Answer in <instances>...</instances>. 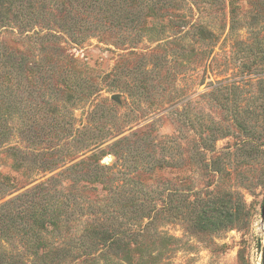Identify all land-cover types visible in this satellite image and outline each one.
<instances>
[{
	"label": "rangeland",
	"instance_id": "rangeland-1",
	"mask_svg": "<svg viewBox=\"0 0 264 264\" xmlns=\"http://www.w3.org/2000/svg\"><path fill=\"white\" fill-rule=\"evenodd\" d=\"M0 125V205L59 206L34 227L82 254L0 227L13 264H264V0L4 8Z\"/></svg>",
	"mask_w": 264,
	"mask_h": 264
},
{
	"label": "trees",
	"instance_id": "trees-1",
	"mask_svg": "<svg viewBox=\"0 0 264 264\" xmlns=\"http://www.w3.org/2000/svg\"><path fill=\"white\" fill-rule=\"evenodd\" d=\"M27 0H0V13L1 11L6 8L9 12L12 7H22L23 3ZM204 30H202L203 32ZM206 35V34H202ZM12 67H16L15 65L11 64ZM4 128L0 125V134L4 133ZM102 167V166H101ZM19 196L15 199H11L3 204L0 205V227L2 228V236L4 237V240L8 238L12 233L18 231L20 228V233H22L21 240L26 247H28V253L31 255H36L37 257L45 260H50L52 262L61 263L66 259L74 260L81 256L82 254H79V256L74 255V251H76L73 248H67V247H49V242L47 241V236L42 234L41 231L36 230L34 227H40L43 224L44 225H50V226H56L57 221L55 219V215L52 214L50 211L57 210L59 206H53L52 208L46 207L36 209L37 206L36 203L32 205V207L27 205L28 208H26L24 211H19L16 208H21L20 205H15L17 199ZM55 204V203H54ZM44 205V204H43ZM44 207V206H43ZM52 209V210H48ZM26 211H32V214L27 213ZM44 211H49L50 216L47 213H44ZM51 217V218H50ZM25 223V224H23ZM21 226V227H20ZM142 232V231H141ZM140 231L137 232V236L140 235ZM131 237L134 238V232H131ZM94 234V231L91 233ZM8 235V236H7ZM28 237V239H26ZM3 239V238H2ZM25 239V240H23ZM175 239V237L171 236L170 238ZM169 239V240H170ZM123 246H126L123 250L122 258L120 259V262H113L110 263V260L113 258L109 257L107 255V252L101 253L103 256H105V259L109 261L110 264H150L151 260L154 264H157L159 261L158 255L154 256L151 259H147L145 257V252L147 247H143L142 244H137L134 247L131 246L130 241L123 242ZM85 254H90V252H85ZM13 251L6 250L4 247L0 251V264H13V261H16L18 259V256H13Z\"/></svg>",
	"mask_w": 264,
	"mask_h": 264
}]
</instances>
